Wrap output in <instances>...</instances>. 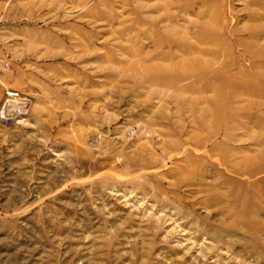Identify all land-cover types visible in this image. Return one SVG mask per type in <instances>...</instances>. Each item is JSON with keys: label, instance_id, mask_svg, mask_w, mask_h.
<instances>
[{"label": "rangeland", "instance_id": "rangeland-1", "mask_svg": "<svg viewBox=\"0 0 264 264\" xmlns=\"http://www.w3.org/2000/svg\"><path fill=\"white\" fill-rule=\"evenodd\" d=\"M0 264H264V0H0Z\"/></svg>", "mask_w": 264, "mask_h": 264}, {"label": "built area", "instance_id": "built-area-1", "mask_svg": "<svg viewBox=\"0 0 264 264\" xmlns=\"http://www.w3.org/2000/svg\"><path fill=\"white\" fill-rule=\"evenodd\" d=\"M29 104L23 95L13 89L5 92V102L1 109V116L6 119L9 125H13L17 120H23L28 111Z\"/></svg>", "mask_w": 264, "mask_h": 264}]
</instances>
